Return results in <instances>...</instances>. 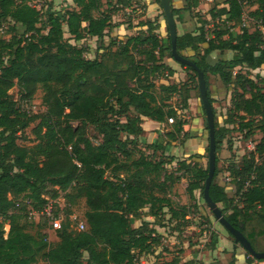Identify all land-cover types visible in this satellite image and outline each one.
Wrapping results in <instances>:
<instances>
[{
    "label": "trees",
    "instance_id": "16d2710c",
    "mask_svg": "<svg viewBox=\"0 0 264 264\" xmlns=\"http://www.w3.org/2000/svg\"><path fill=\"white\" fill-rule=\"evenodd\" d=\"M129 1L118 0V4L128 5ZM155 1L162 8L161 1ZM214 1L217 5L209 12L211 19L199 18L200 25L195 30L178 33L177 50L181 54L191 53L185 56L205 74L215 112L218 151L230 128L217 120L209 75L220 76L232 91L226 123L246 131V137L255 130L264 133V33L258 27H264V0ZM73 2L78 9L64 13L53 11L50 3L43 20L40 9L29 0H0V264H38L41 260L44 264H135L136 251L149 252L160 244L154 224L164 225L165 207L171 218L186 216L184 208L173 206L167 193L168 176L159 182L156 174L183 171L188 175L189 196L194 199L199 190L204 198L208 162L200 165L175 156L156 161L142 155L132 161L134 172L128 176L121 174L133 157L136 138L142 133V116L158 122L174 118L166 140L148 144L149 148L160 150L161 155L185 131L187 120L183 111L190 107L192 84L156 83L163 73L169 77L175 72L164 62L166 56H172L168 26L167 38H161L155 32L160 26L157 18L141 20L137 34L125 39L110 37L105 45L108 29L115 26L112 11L117 6L110 10L108 3V9L102 10V0ZM198 2L191 0L184 9L193 11ZM250 4H258L249 14L256 25L253 30L243 26L245 7ZM184 9L172 6L171 0L176 21L181 19ZM161 14L164 15L163 9ZM210 23L214 26L211 33L206 29ZM65 24L74 40L97 37L106 51L99 58H88L89 48L65 38ZM235 28L239 30L234 32ZM117 42L118 48L113 49ZM228 50L234 52L231 58L210 59L212 52L223 55ZM179 63L198 78L194 67ZM235 68L238 70L234 74ZM39 85L46 89V108L31 115L24 106L30 103ZM15 86L23 92L24 103L10 97L9 91ZM173 95L179 97L180 104L169 102ZM202 111L205 115L203 105ZM123 116L126 121L121 120ZM37 118L41 121L35 130L36 143L20 144L21 132ZM88 125L97 131L96 144L87 133ZM218 161L217 155L210 195L254 249L263 252L264 136L254 151L243 156L241 164L232 165L227 185L215 181ZM234 184L237 201L228 193ZM63 191L67 212L57 228L59 240L51 244L40 231L46 224L21 219L25 214L27 217L29 205L40 210L47 202L46 196L57 199ZM80 199L86 205L82 230L74 229L76 223L70 218L71 207ZM145 208H149L148 214L156 217V222L142 220L140 226H132L134 218H143ZM5 223L10 225L7 237ZM228 233L235 241L234 235ZM255 259L248 258L249 263L260 264ZM193 261L181 263L174 256L167 264ZM228 264H236L234 254Z\"/></svg>",
    "mask_w": 264,
    "mask_h": 264
},
{
    "label": "rangeland",
    "instance_id": "374dc122",
    "mask_svg": "<svg viewBox=\"0 0 264 264\" xmlns=\"http://www.w3.org/2000/svg\"><path fill=\"white\" fill-rule=\"evenodd\" d=\"M176 1L177 0H172V6L175 7L177 5L178 2ZM198 1H199L198 4L194 6L193 11H191L186 8L184 9V7H186V5H188L191 2V0H181L183 4L182 3L180 4L183 5L184 10L180 13L181 19L178 20L177 23L178 33H184L195 30L198 24H200L199 18L202 19L211 18L209 12L213 7L217 5V2L214 0H198ZM29 3L40 9L43 16L42 17L43 20H46V13L50 3L53 4V11L56 12L64 13L68 10L78 9L75 3L73 2V4H71L69 0H29ZM107 3H110L111 6L114 7L117 6V7L116 9H114V11H112V24L115 26H113V28L108 29V33L105 35L104 39L108 40V38L110 37L111 38L116 37V36H112V34L115 33V28L119 29V27L123 28L126 33L127 32L130 33V35L137 34V32L141 29L138 23L141 20H143L141 19V16L145 14L146 6L145 5L137 6L135 5L134 2L131 3L130 5H122V4L119 5L118 2L114 0L112 1L105 0L102 5V8L104 10L108 9L106 7ZM257 6L258 4L247 5L245 7L244 16L245 17L249 16L250 12L256 9ZM114 7H111L109 9L113 10ZM174 16L175 18H177V15ZM154 19L150 18L145 20H154ZM216 22L217 24H220L219 21ZM162 25H164L163 33H160L159 31H157L156 33L161 38H167L168 36L167 24L164 18L162 21ZM247 25L251 30H253L256 26L255 22L252 20L251 21L248 20ZM213 28L214 26L212 25V23L206 25V29H209L210 33L212 32ZM64 30H65V38H67L69 42L73 44H77V46L80 47L89 48V52L86 54L88 58H95V57L99 58L100 55L106 51L105 45H107L108 42L105 43V45L103 46L101 43V39L98 38L94 39L93 37L92 38L86 37L85 39L77 41L74 40V38L69 34L68 27L66 26V24L64 25ZM238 30H239L238 28L233 29L234 32H237ZM124 34L125 33H122L121 36H123ZM9 36H10L9 34L5 35V37L7 38ZM124 38H126V36H124ZM118 45H119L118 42L115 43L113 49H117ZM182 54L188 55L191 53L184 51L182 52ZM168 56L170 57V55ZM231 56L232 55L229 52H227V57L231 58ZM216 58L219 59V57ZM179 65L181 66L180 68L184 72L185 81H189L190 84H192L193 89L191 93L196 98V103H197L194 109H191L189 107L188 109H185L183 111L184 118H186L187 120V123L185 124V131L181 133V135L178 137L177 140L172 141L171 150L166 152L165 155H161L160 150H154L153 148H149L148 143L141 142L140 139H138L137 141L138 144L134 146L133 157L131 160H128L126 162L125 164L126 166L124 170L121 171L122 175L128 176L131 172H134L136 169L132 164V161L133 159L138 160V158L142 155L149 160H156V161L160 158L164 159V158H169V156H175L178 159H187L190 162L198 163L200 165L201 164L205 165L208 162L207 157H208V147H209V140H208L209 135H208V130L206 129V116L202 111V105H201L202 102L199 96L198 78H195L194 72L192 70L182 66L180 63ZM237 70H238L237 68L233 70L234 74L237 72ZM165 74L166 72L163 73V75ZM160 82H161V78L156 80L157 84H159ZM208 82H209L211 96L215 100L217 120L220 125L230 128V131L227 133L225 139L223 140L220 149L217 151V155L219 158L218 161L219 171L217 177L215 178L216 182L227 185L226 183L227 181H229L228 177L230 176V170L232 165L241 164L243 156L249 155L251 152V149L247 147L248 143L259 142L261 138L264 136V133L261 130H255V132L252 135L246 137V131H240L238 128L233 129L234 127L233 125L226 123V120L229 118L230 109L232 106V98H231L232 91L228 89L227 85L222 81L220 76L209 75ZM9 94L13 100H18V102L21 101L22 103L25 102L22 100L23 92L20 90L18 86H15L12 89H10ZM45 94H46V89L42 85H39V88L36 94L34 95V97L31 99L30 103H28L27 106H24L25 108H27V111H30L31 115L44 111V109L46 108L44 102ZM179 101L180 100L177 95H173L172 98L169 100V102L173 105L180 104ZM129 114L132 116L134 114V111L131 110ZM126 119L127 118L125 116L121 117L122 121H126ZM40 121L41 119L37 118L36 120L32 121L30 125L27 128H25L23 132H21V135L18 140L20 144L26 146H32L36 143L35 130L39 125ZM174 122H170L169 120L165 122V126L162 127L163 133L160 134L159 140L160 139L162 141L166 140L167 132L171 129V126L172 124H174ZM86 130L91 140L95 144L98 143L99 137L97 136V131L94 128V126L88 125ZM192 130H197L195 131L197 132V135L195 137L189 136L193 132ZM44 132H45V127L42 128V133ZM122 136H124V133ZM108 176L110 175L108 174ZM165 176H168L169 186L167 187L166 190H168L167 193L170 196L171 200L173 201V206L180 209L184 208V212H186V216L185 218H179L177 220L172 221L173 225L168 224L167 225L168 227L166 226V233L164 235V238L160 237L159 246H154L152 251L145 253L143 252L142 254H139L138 251H136L137 254L135 257L138 258V261H136L137 264H167L174 257L173 254L176 250L178 251L184 250L183 249L184 240L187 241L190 251L194 250L192 251V253L197 250H198L197 252L209 250V247H211V245H214L215 238L217 239L219 238V232L217 228L220 229L222 232L227 233V235L234 241V239L229 235L227 229L216 220L213 213L210 211L208 205L206 204L204 198L201 196L200 191L197 190L195 192L194 199L189 196V194L186 191V187L188 184V175L185 172L169 170L168 172L160 171V173L156 174V178L159 182L162 181ZM231 188L232 190L230 189L228 191L229 195L231 197L235 196V201L239 200L236 184L232 185ZM65 193L66 192L64 191L61 192V195L57 199H55L57 203L53 206L52 209L53 213H56V215H60L58 217L59 218L58 221L49 222L48 218L45 215H39L35 219L30 218V214L33 213V211L35 210L31 205L27 207V211H26L28 214L27 217L25 214V216H23L21 219L22 220L21 222H31L35 220L36 225L41 223L46 224L44 227L42 226L43 228H41L40 231L47 235V239L51 244H55L59 240L57 236V228H59L67 212L66 207L68 206H66L67 203L65 202V199L62 196ZM45 198L47 199L48 197L46 196ZM71 208H72V212L70 213V217L72 215H76L78 219L84 220V211L86 209L84 199H80ZM164 210H165V215L167 214L166 216L169 217L171 212L169 211L168 207H165ZM148 211L149 208H145L143 210V218L149 217ZM204 214L207 215L208 218ZM45 219H47L48 221H45ZM134 219L132 220V226L136 225V222H134L133 224ZM155 220H156L155 217H153V219H151L150 222H155ZM158 225L159 224H154V226H156V228L159 229L161 225L160 226ZM175 226H181L184 229L182 231L178 229L177 232L173 230V228H176ZM74 229H78L77 224L74 225ZM9 230H10V225L5 223L4 224L5 237L8 236ZM220 253L222 255L224 251H221ZM205 254H209V253L206 252ZM209 256L212 257L210 259L212 260L213 264H228V262L230 261L229 258L219 257L220 255L212 256V254L210 253ZM232 257L233 255L231 256V258ZM192 260H194L193 262H191L192 264L200 262V260H197L195 258L188 259V261L185 262H189ZM261 262H263L262 264H264V261ZM38 264H44V262L41 260L39 261ZM199 264H206V263L202 261V263Z\"/></svg>",
    "mask_w": 264,
    "mask_h": 264
},
{
    "label": "crops",
    "instance_id": "0c3cea01",
    "mask_svg": "<svg viewBox=\"0 0 264 264\" xmlns=\"http://www.w3.org/2000/svg\"><path fill=\"white\" fill-rule=\"evenodd\" d=\"M104 1L105 0H102L103 3H104ZM109 1H112V0H109ZM114 1L118 2V0H114ZM69 2L71 4H73V0H69ZM133 2L137 6L138 5H143V6L145 5L146 6V12H145V14H143L141 16V19H143V20L150 19V18L154 19V18L158 17V21H159L160 26L155 32L159 31L160 33H163L164 25H162V21H163V18L165 19V16L161 14L162 10H161V6L158 4V2L155 1V0H130L128 5H130ZM176 2H178V3H177V5L175 7H177V8H182L183 7V5H182L183 3L181 2V0H177ZM180 3H182V4H180ZM106 7H108V3L106 4ZM110 7H112V6L110 5ZM102 10H104V9L102 8ZM126 11H128V10H126ZM176 22L178 23V21H176ZM199 25L200 24H198V26ZM122 33H125V34L123 36H121ZM127 33L125 32V30L123 28L119 27V29L115 28V33H113L112 36H118L120 38H124V36L130 35V33H128V34ZM179 34H181V33H179ZM93 38L97 39V37H93ZM104 40H105V43L111 41L110 38H108V40H106V39H104ZM203 46L206 47L207 44L205 43ZM227 52H229L231 55L234 54V52L232 50H229ZM227 52L222 55L218 51H214V52L211 53V55H210L211 58L210 59H218L216 57L220 58L221 56H223L225 58H228L227 57ZM164 62L166 64H168L169 66H171L175 70V72H174V74L172 76L166 77L164 75L163 77H161V82L160 83H165V84H170V83L180 84V83H183L185 81V77H184V72L180 68L181 66L179 65V62H177L172 56H170V57L166 56L164 58ZM263 67H264V65L262 66V68ZM195 105H197L196 98L194 96H192V98L190 99V108L194 109V107H196ZM201 105H202V103H201ZM142 118H143V121H142L141 125H142L143 130H142V133L140 135H138L136 140L138 141V139H140L141 142H146L148 144L154 143L157 140H159L160 134L163 133V128L162 127L165 126V122H158V121L152 120V119H150L149 117H146V116H142ZM192 131L193 132L191 133V135L193 137H195L197 135V132H195V131H197V130H192ZM164 136H166V135H164ZM159 141H162V140L160 139ZM169 147L170 148H167V152L169 150H171V145ZM230 189L232 190L231 187H230ZM166 215L163 216V220H162L164 225H161V226L158 225L160 227H159V229L157 228V232H158V234H160V237H162V238H164V235L166 233V226L168 224H172L173 225L172 221L179 219V218H171V214H170L169 217L166 216ZM153 217L154 216L149 215L148 218L144 217L143 219H134L133 224H134V222H136V225L140 226L141 223H142V220L151 221V219H153ZM155 219H156V217H155ZM156 220H155V222H156ZM155 224H157V223H155ZM175 227L176 228H173V230H175V231H177L178 229L182 231L184 229L181 226H175ZM217 230L219 232V238H218L217 242L215 243V245H213L212 247H209V250H205V251H202V252H200V251L197 252L198 251L197 250V251L192 253V251H194V250L190 251L187 241L184 240L183 241L184 242V245H183V249L184 250L183 251L182 250L181 251L176 250L173 255L174 256H178L180 258V260H181V263L185 262V261H188V259L195 258L197 260H200L199 263H202V261H204V263H206V264H213L212 260L210 259L212 257L209 256L210 253L212 254V256H216V255L219 256L220 255L219 257H221V258H229V259H231V256L234 254L235 255L236 264H250L249 260H248V256H247V251L245 250V248L243 246H241L239 243L233 241L227 235V233L222 232L218 228H217ZM171 241H173V240H171ZM193 249H195V248H193ZM221 251H224V253H222V255L220 253ZM206 252H208L209 254H205Z\"/></svg>",
    "mask_w": 264,
    "mask_h": 264
},
{
    "label": "water",
    "instance_id": "95a60500",
    "mask_svg": "<svg viewBox=\"0 0 264 264\" xmlns=\"http://www.w3.org/2000/svg\"><path fill=\"white\" fill-rule=\"evenodd\" d=\"M162 4V9L164 11V16L169 28V34L172 44V57L177 61L184 63L186 65L192 66L197 70L198 73V82H199V91L201 102L205 111V116L208 125V135H209V151H208V176L205 182L204 187V200L208 205L210 211L213 213L216 220L221 223L228 231H230L234 237L235 242H239L241 246L245 248L246 251L252 253L257 259H264V251L257 252L252 246L251 242L247 237L236 227H234L226 218L225 214L221 211L219 205L212 199L209 189L212 182V179L215 174L216 165H217V147H216V136H215V112L211 100L208 96L207 81L205 78L204 72L200 67L197 66L195 62L187 58L185 55L181 54L177 50V22L176 18L171 10V0H160Z\"/></svg>",
    "mask_w": 264,
    "mask_h": 264
},
{
    "label": "built area",
    "instance_id": "2783aa9c",
    "mask_svg": "<svg viewBox=\"0 0 264 264\" xmlns=\"http://www.w3.org/2000/svg\"><path fill=\"white\" fill-rule=\"evenodd\" d=\"M251 21L252 20V18H250L249 16H244L243 17V26H248L247 25V21ZM260 29H261V31L264 33V27L261 25V24H259V26H258ZM1 31H3L2 29H1ZM28 104H26L25 103V106H27ZM168 120L170 121V122H174V118L173 117H169L168 118ZM255 145H256V143H248V148L249 149H251V151H254L255 150ZM230 177V176H229ZM228 177V179L230 180L231 179V177L229 178ZM57 203V201L55 200V199H51V198H47V202H46V204L44 205V207L42 208V209H40V210H37V209H35L34 211H33V213H31L30 214V218H33V219H35V218H37L39 215H45L47 218H48V220H49V222H55V221H58L59 220V216L60 215H56V213H53V206L55 205ZM71 220H72V222H74V223H76L77 224V226H78V229L79 230H82V229H85V223L83 222V221H81V220H79L78 219V217L76 216V215H72L71 217ZM247 256H248V258H255L254 257V255L252 254V253H247ZM256 263H263V262H261V261H258L257 259H255L254 260ZM135 264H137V262L135 263ZM193 264H199V263H193Z\"/></svg>",
    "mask_w": 264,
    "mask_h": 264
}]
</instances>
